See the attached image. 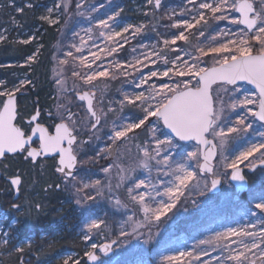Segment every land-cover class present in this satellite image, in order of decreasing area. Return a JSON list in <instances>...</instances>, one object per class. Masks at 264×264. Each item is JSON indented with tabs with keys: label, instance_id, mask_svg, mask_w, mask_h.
<instances>
[{
	"label": "rangeland",
	"instance_id": "374dc122",
	"mask_svg": "<svg viewBox=\"0 0 264 264\" xmlns=\"http://www.w3.org/2000/svg\"><path fill=\"white\" fill-rule=\"evenodd\" d=\"M1 1H7V6H14L17 2L15 0ZM22 1H24V6L32 10L34 16L31 30L22 29V25L16 16L20 12L17 9H21V7L15 6L13 9H9L12 11L11 25L0 28V35L4 37L0 43L11 34L22 43H32L34 52L18 64L30 68L37 64L41 53L43 25L56 27L58 34L51 46V54L45 61V65L49 68L47 78L49 86L47 85V87L52 89L50 95L52 101L48 107L45 106L43 110H40L43 114L48 115V123L65 120L67 110L78 111L77 119L86 123L89 121V117L83 107L77 105L74 93L84 90L95 92L96 109L103 116L101 132L104 136L106 150L113 142L107 137L112 134L114 122H123L122 117H133L123 112V108L130 105L125 100L126 95L133 100L132 105L137 106L143 113L140 101L135 100L136 94L141 91L147 92L150 85L158 87L163 83L190 79V77H177L169 73V76L172 77L170 81L168 77L162 75L169 68L175 71V68L184 59L189 58L187 54H191L192 57H199L203 61L201 66H213L216 54L209 52L208 49L215 46L216 43L223 42L216 34L221 29L237 31L243 28L241 25L230 24L228 20L217 21L213 19L211 12L199 8V3L204 2V0H195L194 4L190 3L189 0H170L168 3V0H161L159 7L155 5V0H151V3L148 0ZM250 2L253 3L256 12L262 10L261 0H250ZM28 5L32 6L29 7ZM1 6L3 5L0 3V8ZM49 8L52 9L51 13L48 12ZM201 12L204 13L207 23L201 21L200 24H196ZM227 14L231 17H238L236 12H228ZM43 16H48L50 20L56 22L50 24L48 20L41 19ZM109 16H114V19L108 21L110 27L105 29L99 24V21L107 20ZM162 16L167 20L168 25L162 23ZM184 20L193 23L195 27L187 28L183 23ZM124 28H128V31L124 32ZM137 29L140 30L137 31ZM201 31L204 32L203 36L200 35ZM101 32H104L105 35L101 36ZM116 32H120L121 35L116 36ZM181 32L187 39L176 40L173 44L171 41ZM109 35H111V39L108 38ZM213 37H216L215 40ZM224 39L226 40L228 37ZM165 41L168 43L166 44ZM77 48L80 49L79 52ZM201 48L207 52V55H201L198 51ZM68 52H71L72 56H68ZM178 56L181 57L180 60L176 59ZM137 60L140 62L137 63ZM61 61H65V63H61ZM173 61L176 62L175 65ZM8 65L15 64L6 62L1 64V66ZM105 70L108 74L98 75L99 72ZM152 71H156L157 76L151 77L146 84L137 88L135 85L140 82V79L149 77ZM74 72L78 75H73ZM88 75H95L91 84L84 82V78ZM25 80L27 83L21 85V81ZM57 81L61 83L58 84ZM4 84V79L0 78V91L5 89L11 91L18 88L19 91L15 93L18 96L27 92V86L34 87L28 74L17 77V80L9 86ZM238 87L242 89L239 93L241 98L245 92L248 95H256V92L251 90L248 85L240 84ZM213 88H216V85ZM220 92L222 94V89ZM33 103H36V100ZM58 105L63 107H58ZM257 106L250 105L249 107L257 109ZM20 111L21 114H33V111H30L27 103L24 102L20 105ZM244 114L245 110L241 107L235 110H226L224 115L228 119L227 126L234 124L238 115ZM133 122L138 123V119ZM146 122L145 128L135 136L123 141L118 146L114 157L101 164L100 169L90 170L86 175L79 174L77 176L79 181L77 187L81 190L77 192L75 188L71 187V202L75 206L74 213L77 219L75 236L83 244V255H77L75 251L69 250L46 264H55L58 260L76 264L82 258L86 261L88 258L86 253L97 250V248H92L93 244L99 246L102 241L111 242L114 240L117 241V244L113 247V253L109 256L98 253L99 258L95 264H169V261L165 260L164 257L179 256L180 252H199L200 249H206L210 255H201L198 261L185 256L173 261L172 264H205V262L216 264L215 258H221L222 252L214 243H211L215 232L249 222L256 224L254 231L259 232V229L264 227V212L254 208L256 202L264 200V188L256 190L259 182L255 184L250 182V178L262 175V172L256 171L247 175L248 190L238 198L235 195L233 185L229 182L231 170L226 168L224 162V157H228L229 160L233 159L250 143L259 142L262 139L259 133L264 132L263 123L248 116V122H252L253 127L247 133H241L239 137L227 133V126H224V131L228 137L224 141V155L222 156L218 149L214 166V172L223 184L220 192L212 195L208 192L210 176H202L199 173L200 153L198 159L181 160V157L186 155L188 151H196L199 146L194 143L183 144L175 139L176 147L171 148V152L175 154V161L184 163L186 167L191 165L188 170H194V178L188 182L186 188L180 189L183 195L175 200V207L162 216L159 221H155L151 217L145 218L146 214L141 207L142 202L138 199L139 192H150L149 185H159L161 181L167 182V180H174V178L165 177L162 174L164 165L162 163L157 164L158 160L162 161L163 153L169 151L170 146L165 144L161 147V156H156L154 151L157 145L153 137L164 140L166 135H170L164 130L161 122L157 125L155 118L150 117L149 121ZM154 127L156 128L155 132L152 131ZM217 130L219 131V129ZM208 137L212 138L211 136ZM213 140L215 144L219 143V140ZM145 148L148 149L149 153L147 157L145 156ZM106 157L109 158L105 151ZM260 159V153H254L253 157H250L249 161L243 162L240 167L252 166ZM170 163H172L173 168L176 167L175 162ZM104 168H108V172H104L102 170ZM178 174L183 175V173ZM140 179H145L147 183L142 185L140 189H136V184ZM97 180L100 182L99 185L95 184ZM85 183L89 187H84ZM174 183L178 184V181H174ZM205 183L209 187L202 195L201 192ZM129 189H133L132 194L137 195L136 201L131 199ZM160 191H164L162 186ZM87 196H92L94 200H87ZM78 199L82 201V204H77ZM163 200L168 201V196H164ZM145 201H148L147 196H145ZM149 204L152 208L158 207L157 204H151V202ZM83 206H90L91 211L87 218L81 211ZM227 206H230L231 209L224 213L225 210H229ZM253 211H256V216L252 215ZM130 216L133 217L132 221L128 220ZM93 219L103 220L104 223L100 224L99 228H90L89 225ZM3 220L0 218V243L5 245L10 243V238L8 239L6 236ZM12 224L13 222L10 225ZM186 224L189 226L186 232L184 229L177 231L173 228L174 225L183 226ZM10 228L14 229L15 227ZM134 229L136 230L134 235H121L122 231L131 234ZM46 236L51 243H55L58 240L59 231H52ZM85 236L88 239H85ZM14 238L16 237L14 236ZM35 239L33 235H30L20 240L14 249L17 247L27 248ZM6 240L7 243H5ZM146 240L150 242L145 243ZM201 240H204L205 243L200 244Z\"/></svg>",
	"mask_w": 264,
	"mask_h": 264
},
{
	"label": "snow or ice",
	"instance_id": "6c2138e0",
	"mask_svg": "<svg viewBox=\"0 0 264 264\" xmlns=\"http://www.w3.org/2000/svg\"><path fill=\"white\" fill-rule=\"evenodd\" d=\"M151 3V0H148ZM156 6L161 5V0H155ZM190 3H195V0H189ZM262 10L256 12L253 4L250 0H204L199 3V8L208 10L213 14L212 18L220 20H228L230 24L243 25V28L237 31L231 29H221L216 35L223 40V42L216 43L208 49L209 52L215 53L216 57L212 67L201 66L203 61L199 57H192L191 54L188 59H184L183 62L175 68L167 69L162 73L164 77H168L169 73L177 77H190V79L177 80L171 83H163L158 87L150 85L147 92L141 91L135 95V100L140 101V106L143 110V118L138 117H122L121 123L113 124L112 134L107 137L108 140L115 141L125 137L127 132H132L133 129H140L142 125H145L146 121H149L150 117L156 119L157 125L162 122L163 126L170 130L173 136H167L164 140L158 137H153L157 148L154 150L156 156H161V147L165 144L170 146L169 151L163 153V159L158 160L157 164H163L164 170L162 174L165 177H173L174 180L169 179L167 182L161 181L159 185H149L150 192H139L138 199L142 202V211L146 214L145 218L151 217L155 221H159L162 216L171 211L175 207V200L178 199L183 192L181 188H186L188 182L194 178V170L190 171L188 168L191 165L185 166L184 163L175 161V154L171 152L172 147H176L174 140L178 138L179 141H196L197 145H203L207 150L208 156H213L216 150L219 149L220 154L223 156L224 141L227 139V134L224 131V126L228 125L227 116H225L226 110H235L241 107L245 110L244 115H238L236 121L231 126H227V133L235 134L239 137L241 133H247L253 127L252 122H248V116L254 117L260 122L264 123V0H261ZM31 7L32 5H28ZM66 6V5H65ZM78 7L80 5H77ZM59 7V5H57ZM22 11V9H17ZM48 12L51 13L52 9L49 8ZM236 12L238 17H231L227 13ZM219 13V15H216ZM41 19L48 20L50 24L56 21L50 20L48 16H43ZM114 16H109L107 20H100L99 24L105 29L110 27L108 21H112ZM205 20L203 12L199 14V19L196 20V24H200ZM183 23L187 28H193L195 25L187 20ZM140 29H137L139 31ZM124 32L128 31V28L123 29ZM105 33L101 32V36ZM116 36H120V32L115 33ZM200 35L203 36L204 32L201 31ZM228 37V39H224ZM111 39V35L108 36ZM216 37H213L215 40ZM4 39L0 35V40ZM187 37L183 32L179 34L171 42L174 44L176 40H186ZM167 44L168 41H165ZM115 51V49H112ZM79 52L80 49L77 48ZM201 55H207L202 48L198 49ZM68 56H72L71 52L67 53ZM31 59V58H30ZM98 59V57H97ZM180 60L181 57L176 58ZM191 60V62H190ZM140 61L137 60V63ZM65 63V61H61ZM155 63V61H153ZM175 61L173 64L175 65ZM107 70L99 72L98 75H106ZM78 75V73H73ZM157 72L152 71L150 76L145 79H140V82L135 86L140 88L141 85L146 84L148 79L156 77ZM113 78H115L113 76ZM95 79V75H88L84 78L85 84H91ZM238 82H246L247 84L254 85L257 93L255 96L248 95L246 92L242 98L239 93L242 91L238 87ZM27 83V81H21V85ZM57 83H61L57 81ZM216 85V88H213ZM231 86V87H229ZM222 89V94L220 92ZM19 91L18 88H14L11 91L5 89L0 91V156H3L6 152L16 153L17 151L27 150V156L33 159L41 153H58L59 166L57 172L62 173L65 184L69 187L75 188L77 192L81 189L77 187L79 183L77 179L78 166L88 163L90 160L101 157V152L96 153L95 158H89V160H82L79 152L83 145L90 144L91 140L81 141L78 139L80 129L76 126V121L73 119V114L68 113L67 121H62L55 125V134H50L49 129L43 127L39 123H36L35 127L31 128L32 135H28L25 131H22L20 127L15 124L17 118V106L15 93ZM78 99L81 101H87V111L94 119V123H91V129H97V125L101 122V116L97 115L93 109L92 97L88 92L78 94ZM125 100L129 104L133 103L127 95ZM123 103V102H121ZM147 105L146 107H144ZM250 105H258L257 109L249 107ZM58 107H63L58 105ZM138 119L137 122H133ZM37 120V116L33 115L29 126ZM219 129V131L217 130ZM153 132L156 131L154 127ZM38 134L40 147L26 149V145H30L33 136ZM262 139L259 142H252L243 151L239 152L233 159L224 157V162L227 169L231 170V181L239 182L242 186H246V178L240 171V165L245 161H249L250 157H253L254 153H260V164L264 165V132L259 133ZM211 136L213 139L219 140L218 144H213V141L207 139ZM94 139H99V136L93 133ZM103 151V150H101ZM145 156H148V149L145 148ZM202 151L197 147L196 151H188L186 155L181 157V160L198 159L199 153ZM155 158V157H152ZM175 162L176 167H172V163ZM104 172H108V168L102 169ZM252 170H255V165H252ZM201 171H205L202 167ZM206 171L213 175L210 182V188L215 189L221 180L216 176V173L212 168H207ZM178 173H183L179 175ZM174 181H178L174 183ZM99 180L95 181L96 185H99ZM147 181L140 179L136 184V189H140L142 185H145ZM13 186L20 184V178L16 177L11 180ZM171 185V186H169ZM84 187H89L88 184H84ZM164 188V191H160V187ZM57 189L60 185H56ZM208 184L205 183L204 189L201 194H205L208 190ZM133 189H129L131 199L137 200V195L132 194ZM145 196L148 197V201H145ZM164 196H168V201L163 200ZM160 198V199H157ZM87 200L92 201V196H87ZM171 201V202H169ZM157 204V208H152L149 204ZM77 204H82L80 199L77 200ZM13 207H18L13 205ZM254 208L264 212V200L258 201L254 204ZM82 213L87 218L91 211L90 206H83L81 208ZM253 216H256V211L252 212ZM129 221L133 220V217H128ZM17 221H13L10 227H14ZM104 223L103 220L93 219L89 225L90 228H99L100 224ZM256 224L245 223L237 227H228L223 231L215 232L212 237L211 243H214L217 248L222 252L221 258H215L216 264H264V227L259 229V232L254 231ZM124 231L121 235H134ZM7 235V234H6ZM151 236V233L149 234ZM85 239H88L85 236ZM8 241L6 240L5 243ZM145 243L150 241L146 240ZM205 241L201 240L200 244H204ZM98 246L93 244L92 248L95 249ZM101 251L107 254L111 251L109 245L100 246ZM17 251L21 249L16 248ZM86 255L92 261L97 260V256L93 252H87ZM201 255H210L206 249H200L199 252H180L179 256H166L165 260L172 264L173 261H177L185 256L190 259L199 260ZM67 264V262H66ZM207 264V262H205Z\"/></svg>",
	"mask_w": 264,
	"mask_h": 264
},
{
	"label": "flooded vegetation",
	"instance_id": "af4514ba",
	"mask_svg": "<svg viewBox=\"0 0 264 264\" xmlns=\"http://www.w3.org/2000/svg\"><path fill=\"white\" fill-rule=\"evenodd\" d=\"M84 91L74 93V98L77 105L83 107L85 112H87L89 121L86 123L79 121L77 119L79 112H74L73 110L66 111L65 121H67L68 113H72L73 119L76 121V126L80 129L78 139L81 141L91 140L90 144L81 147L79 152L80 158L82 160L95 158L97 152H101V157L78 166L77 176H79V174L86 175L90 170L100 169L101 164L108 161V157L105 158V151L109 156L112 145L111 144L107 150L105 149L104 136L101 132L103 128V116L99 114L96 109V95L94 99V109L97 115L101 116V122L97 125V129H91V123H94L95 121L86 110L85 102L78 99V94H82ZM19 102V96H17L18 110L15 124L28 135H30L31 128L34 126V122L29 126V121H31V117L35 115L34 113L37 108H39V110L36 123L49 129L50 134H53L55 125L62 121H52L51 123H48V115L43 114L40 107L36 105L33 114H21ZM0 107H2V105H0ZM93 133L98 135L99 139H94ZM39 147V140H34L30 147H26V149H38ZM42 154L43 153L33 159L27 156V150H22L12 155H4L3 157H0V218L4 219L3 227L6 231L7 238H10L9 244L7 243L3 245L0 243L2 246L0 254L3 256L2 264H10V262L8 263L10 260V253L16 255L14 259L17 260L18 264H46L54 259L49 257L50 255H45V260H42L40 254L45 246L43 245L41 247L37 245L35 247V244L40 237L43 236L47 239V234H50L52 231H57L55 222L50 221V216L56 211H59L58 209L61 210L63 205L72 203L71 187L65 184L63 174L56 170L59 166V156L43 157ZM256 171L264 173V169H257ZM244 173L247 177L248 172L245 171ZM16 177L20 178V184L13 186L11 180ZM56 185H60V188L57 189ZM13 205H17L18 207H13ZM38 220H42L44 226H38L36 224ZM13 221H17L14 229L10 228V224ZM74 226V232L76 233L77 226L76 224ZM40 227H44V230L37 238V232L41 229ZM30 235H33L36 238L30 246L27 248H20V251L14 249V246H16L20 240H23ZM14 236L16 238H14ZM108 244H110V242L102 241L97 247L96 252H93V254H95L97 258H99L98 253L104 255L100 246ZM75 253L79 255L77 251H75ZM87 260L88 258L86 261L84 259L86 264H88Z\"/></svg>",
	"mask_w": 264,
	"mask_h": 264
},
{
	"label": "trees",
	"instance_id": "16d2710c",
	"mask_svg": "<svg viewBox=\"0 0 264 264\" xmlns=\"http://www.w3.org/2000/svg\"><path fill=\"white\" fill-rule=\"evenodd\" d=\"M14 6H7V1H1L0 3L3 5L0 8V28L6 25H11L10 18L12 15V11L9 9H13L15 6L21 7L22 11H20L18 14H16L17 19H19L22 29L31 30L33 26V13L32 10L28 7L24 6V1L15 0ZM170 0L167 1V3ZM162 23L167 24V20L162 16ZM166 29L168 27H165ZM44 34H43V46L41 49L40 56L38 58L37 64L33 65L32 67L28 66H19L18 64L23 62L28 56H30L34 52V46L32 43H22L17 40L16 37H13V34H11L5 41L0 43V78L4 79L5 86H9L12 83H14L17 80V77L22 76L23 74H28L34 84V87L27 86V92L19 96V103L20 105L24 103H27V107L30 109V111H33L36 106H39L40 109H44L45 106L48 107V104L52 101L50 99V95L52 94V89L50 87H47L48 85V73L49 68L47 65H45V61L49 58L51 54V46L53 42L55 41L58 31L56 30V27L54 25H43L42 27ZM9 63V64H15V65H8V66H1L2 63ZM49 86V85H48ZM36 100V103H33V101ZM44 101V102H43ZM123 112L125 114H130L133 117L142 118L143 113L141 110L135 106V105H128L125 108H123ZM145 125L141 126V129H144ZM259 176V177H258ZM254 178H250L251 184L257 183L256 190H262L264 188V173L262 175H258ZM244 197V196H242ZM74 205L73 203H69L67 205H63L62 209H58L59 211H56L50 216V221L55 222L56 229L59 231L58 240L55 243H51L49 240H47L45 237H40L38 239L37 243L35 244V247L37 245L39 246H45L43 247V251L40 254V257L42 260H45V255H50L49 257L56 258L61 253H64L65 251H77L79 255H83V244L78 241V239L75 237V213L74 211ZM229 210H225L224 213H227L230 211V206H227ZM42 220H38L36 224L38 226H44ZM188 224L186 225H174L173 228L175 230H182L187 231ZM41 229L37 232V238L40 235V233L43 232L44 227H40ZM2 249V246L0 244V251ZM11 251V250H10ZM16 255L13 253H10L9 257L10 264H18L17 260L14 259ZM3 256L0 254V264H2ZM55 264H66L62 262V260H58ZM71 264V263H67ZM76 264H86L84 259H82L80 262Z\"/></svg>",
	"mask_w": 264,
	"mask_h": 264
},
{
	"label": "water",
	"instance_id": "95a60500",
	"mask_svg": "<svg viewBox=\"0 0 264 264\" xmlns=\"http://www.w3.org/2000/svg\"><path fill=\"white\" fill-rule=\"evenodd\" d=\"M252 3V2H251ZM253 4V3H252ZM155 5H156V2H155ZM253 7H254V5H253ZM254 10H255V8H254ZM238 14V13H237ZM238 16H239V14H238ZM241 26H243V25H241ZM244 27V26H243ZM210 67H212V66H210ZM240 84H243V85H248L250 88H251V90H253V91H255L256 93H257V90H256V88H255V86L254 85H250V84H247L246 82H238V85H240ZM214 86V85H213ZM84 92H88L89 94H90V96L92 97V101H93V109H94V99H95V92H93V91H91V92H89V91H84ZM83 92V93H84ZM15 98H16V106H17V95H15ZM85 102V108H86V110H87V101H84ZM258 107V106H257ZM17 109H18V106H17ZM38 108L36 109V112L34 113L36 116H37V114H38ZM94 111H95V109H94ZM154 118V117H153ZM257 120V119H256ZM258 122H260L259 120H257ZM15 122V121H14ZM260 123H262V122H260ZM58 124V123H57ZM147 124V122H145V125ZM161 124L163 125V123L161 122ZM264 124V123H263ZM35 125H36V121L34 122V126L33 127H35ZM163 128H164V130L170 135V136H173L174 134H172L171 132H170V130H168L167 128H165L164 126H163ZM141 129V128H140ZM140 129H135V130H133L132 132H128V133H126V136L125 137H122V138H120V140H118V141H115V143H112V145H111V149H110V154H109V158L108 159H110V158H112V157H114V155H115V153H116V151H117V149H118V146L123 142V141H125V140H127V139H129V138H131V137H133V136H135L136 134H138L139 133V131H141ZM53 134H55V127H54V130H53ZM30 135H32V132L30 133ZM175 139H177L178 141H179V139L178 138H175ZM207 139H210V140H212L213 141V144H215V142H214V140L212 139V138H209V137H207ZM34 140H39V138H38V134L37 135H35V136H33V139H32V141L30 142V145H31V143L34 141ZM179 142H181V143H183V144H189V143H194V144H196L197 145V142L196 141H191V142H187V141H179ZM30 145H26V147H30ZM199 146V148L200 149H202V151L200 152V158H201V162H200V165H199V173L201 174V175H208V176H210V182H211V179L213 178L212 177V174L211 173H208L207 171H206V169L207 168H212L213 170H214V166H215V160H216V158H217V154H218V149L216 150V153H215V155H213V156H208V158H207V160H205V156L207 155V150L206 149H204V146L203 145H198ZM19 151H17L16 153H18ZM12 154H15V153H8V152H6L4 155H12ZM3 155V156H4ZM58 155V153H43L42 154V156L43 157H52V156H57ZM3 156H0V157H3ZM59 156V155H58ZM253 165H255V170L254 171H256L257 169H264V165H261L260 164V162H258V163H255V164H253ZM204 168L205 169V171H201V168ZM240 171H242V173H243V175L245 176V171L246 172H248V173H253L254 171L252 170V166H249V167H246V168H244V167H240V169H239ZM231 173V172H230ZM245 178H246V176H245ZM220 179V178H219ZM221 180V179H220ZM229 182L233 185V187H234V189H235V195L237 196V197H239L241 194H244L247 190H248V180H247V178H246V186H242L239 182H236V181H231V179H230V176H229ZM222 184H223V182H222V180H221V183L215 188V189H212L211 190V188L209 187V194H216V193H218V192H220V190H221V188H222ZM117 242L116 241H113V242H111L110 244H108L110 247H113L115 244H116ZM113 253V251L111 250L110 252H108L107 254H105L104 253V256H109V255H111ZM95 255V254H94ZM97 260H98V258H97ZM97 260L96 261H92V260H90L89 258H88V260H87V263L88 264H95L96 262H97Z\"/></svg>",
	"mask_w": 264,
	"mask_h": 264
}]
</instances>
